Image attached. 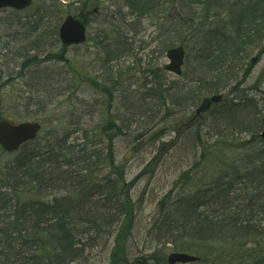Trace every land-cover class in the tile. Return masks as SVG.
Masks as SVG:
<instances>
[{"label": "rangeland", "instance_id": "1", "mask_svg": "<svg viewBox=\"0 0 264 264\" xmlns=\"http://www.w3.org/2000/svg\"><path fill=\"white\" fill-rule=\"evenodd\" d=\"M155 1L159 6L147 17L131 14L126 0H33L22 11L0 10V117L15 123L41 122L35 146H59V154L64 147L78 144L85 148L103 145V140L111 139V132H116L114 128L109 130L111 121L122 127L123 132L113 137V173L109 166L90 165L88 172L83 171L86 174L80 177V184L101 182L109 176L114 178V172L121 173L130 183L125 188L130 213L116 208H121L118 202H123L122 194L116 197V207L105 213L97 210L98 215L107 216L105 223L98 216L105 231L95 236L74 264H140L144 258L149 264H168L167 257L174 252L199 258L189 264L249 263L259 250L264 251V240L252 236L243 247L241 243V253L233 261L228 258L232 243L192 242L193 231L170 234L162 209L164 205L183 204L191 196L200 202L206 191L202 188L210 184L229 190L233 204L246 196L264 200V141L260 137L264 42L259 48H246L247 53L251 49L250 56L244 52L243 66L233 67L240 82H229L221 92L220 106L205 113L192 127L182 129L178 125L187 123L200 101L194 106L169 103L173 118L158 122L151 132L141 135L152 116L140 114L142 107H149L143 99L148 94L149 85L145 83L160 78L172 92H179V86L185 84L200 87L198 80L203 75L211 78L213 73L201 69L196 53L202 42L199 32L230 21L229 5L237 0ZM68 14L83 16L88 37L83 46L64 50L56 40ZM178 16L189 25L174 28L179 25L175 19ZM181 44L187 57L183 74L178 76L165 70L169 63L166 51ZM108 58L112 59L104 66ZM153 70L160 76H153ZM116 77L120 84L127 85L124 90L129 101L111 88L109 81ZM208 91H203L201 99L209 95ZM243 96L255 103L251 114L244 112L254 119L249 129H237L231 123L234 119L225 115L224 107L230 108ZM167 123L171 128L164 136L132 151L139 141ZM8 156L0 153V163L9 160Z\"/></svg>", "mask_w": 264, "mask_h": 264}, {"label": "trees", "instance_id": "2", "mask_svg": "<svg viewBox=\"0 0 264 264\" xmlns=\"http://www.w3.org/2000/svg\"><path fill=\"white\" fill-rule=\"evenodd\" d=\"M126 4L130 13L138 17L153 13L159 6L155 0H126ZM229 6L230 21L225 22L224 26L216 23L199 32L202 42L196 53L201 69L213 73L212 77L203 75L198 80L200 87L185 84L182 88L179 86V92H172L167 82L160 78L157 81L152 79V86L143 98L149 107H142L143 112L140 113L141 116H152L141 135L153 130L158 122L173 118L169 103L172 106L192 103L191 106H194L198 100L200 104L205 97L221 93L229 82H240L238 71L233 74V67L243 66L242 54L247 53V47L259 48L264 42V0H237ZM78 17L83 20L81 15ZM170 19L173 20L172 17ZM175 19L179 25H174V28L189 25L179 16ZM152 74L159 75L156 70ZM111 84L118 93L127 96L120 79L116 77ZM204 90H210L209 95L201 99ZM126 99L129 101L130 97ZM148 99L149 103L146 102ZM253 103L249 96L241 97L230 108L224 107L226 118L234 119L231 123L237 129L243 126L251 128L254 119L248 115ZM246 111L248 115H244ZM238 116L243 119H236ZM111 128L122 132V127L116 124L110 125L109 130ZM137 137L141 138L139 135ZM112 146L113 137L104 139L103 145L97 143L90 148H85L84 144L62 147L64 152L59 154V146H44L41 149L31 142L9 155V160L0 163V264H74L83 256L95 236L105 231L103 222H107V216H100L96 212L100 210L105 213L115 206L123 177L121 173L114 172L116 178L109 176L101 182L94 180L86 185L80 184V177L86 174L83 171H89L90 165L109 166V171L113 173L111 168L115 169V159ZM0 153L5 154L1 148ZM73 183L78 184L72 186ZM68 184L72 188H67ZM213 187L215 185L210 184L202 188L206 191L200 202L191 196L184 199L183 204L164 205L162 215L170 234H189L193 231L192 242L232 243L233 252L228 258L235 261L241 253V243L243 247V243L252 236L264 240V200L246 196L233 204L229 200V190L219 187H215V190ZM53 190L59 193L54 195ZM127 202H118L121 208L115 207L121 213H130ZM202 208L203 212L200 211ZM232 264H264V251L259 250L249 263Z\"/></svg>", "mask_w": 264, "mask_h": 264}, {"label": "water", "instance_id": "3", "mask_svg": "<svg viewBox=\"0 0 264 264\" xmlns=\"http://www.w3.org/2000/svg\"><path fill=\"white\" fill-rule=\"evenodd\" d=\"M32 4V0H0V9L5 7H14L16 9H24ZM86 28L84 24L72 15L66 17L60 28V38L65 46L72 44H80L86 39ZM167 57L170 60V64L167 65V69L174 72L177 75L182 74V66L185 59V48L183 46L174 47L167 51ZM255 62V60L253 61ZM223 98L222 95H212L205 98L201 105L196 110L197 116L201 115L205 111L209 110L214 103H218ZM263 131L261 137L264 138V117ZM190 122L184 123L188 125ZM168 127H164L155 133H153L149 139H155L166 132ZM40 130V124L37 122H24L20 124H12L7 120H0V144L7 151H14L20 147L23 143L32 140L36 137ZM143 142L134 147L133 150H137ZM198 258L186 253H172L168 257L169 264L176 263H188L194 262Z\"/></svg>", "mask_w": 264, "mask_h": 264}, {"label": "flooded vegetation", "instance_id": "4", "mask_svg": "<svg viewBox=\"0 0 264 264\" xmlns=\"http://www.w3.org/2000/svg\"><path fill=\"white\" fill-rule=\"evenodd\" d=\"M83 46V45H82ZM61 56H64L63 54Z\"/></svg>", "mask_w": 264, "mask_h": 264}]
</instances>
